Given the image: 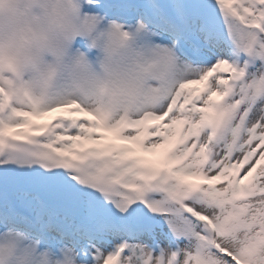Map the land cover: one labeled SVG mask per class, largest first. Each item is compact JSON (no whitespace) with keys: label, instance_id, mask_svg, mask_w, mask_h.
Instances as JSON below:
<instances>
[{"label":"snow or ice","instance_id":"6c2138e0","mask_svg":"<svg viewBox=\"0 0 264 264\" xmlns=\"http://www.w3.org/2000/svg\"><path fill=\"white\" fill-rule=\"evenodd\" d=\"M99 4L173 44L181 74L111 118L0 80V237L76 264H264V0Z\"/></svg>","mask_w":264,"mask_h":264},{"label":"clouds","instance_id":"9594fccd","mask_svg":"<svg viewBox=\"0 0 264 264\" xmlns=\"http://www.w3.org/2000/svg\"><path fill=\"white\" fill-rule=\"evenodd\" d=\"M89 6L99 0H0V80L19 100L72 97L110 118L157 106L181 74L173 44L142 20L126 25ZM78 38L87 51L74 47ZM0 264H76V257L20 232L0 237Z\"/></svg>","mask_w":264,"mask_h":264},{"label":"rangeland","instance_id":"374dc122","mask_svg":"<svg viewBox=\"0 0 264 264\" xmlns=\"http://www.w3.org/2000/svg\"><path fill=\"white\" fill-rule=\"evenodd\" d=\"M156 39L160 40L161 42L167 43V41L165 39H161L160 37H156Z\"/></svg>","mask_w":264,"mask_h":264},{"label":"bare ground","instance_id":"6f19581e","mask_svg":"<svg viewBox=\"0 0 264 264\" xmlns=\"http://www.w3.org/2000/svg\"><path fill=\"white\" fill-rule=\"evenodd\" d=\"M74 47H76V45H74Z\"/></svg>","mask_w":264,"mask_h":264}]
</instances>
